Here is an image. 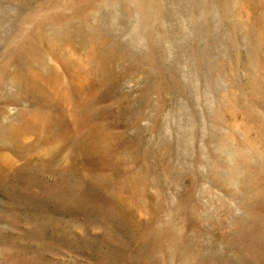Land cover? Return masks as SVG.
<instances>
[{
	"label": "rangeland",
	"instance_id": "obj_1",
	"mask_svg": "<svg viewBox=\"0 0 264 264\" xmlns=\"http://www.w3.org/2000/svg\"><path fill=\"white\" fill-rule=\"evenodd\" d=\"M0 264H264V0H0Z\"/></svg>",
	"mask_w": 264,
	"mask_h": 264
},
{
	"label": "bare ground",
	"instance_id": "obj_2",
	"mask_svg": "<svg viewBox=\"0 0 264 264\" xmlns=\"http://www.w3.org/2000/svg\"><path fill=\"white\" fill-rule=\"evenodd\" d=\"M65 91V93H66V89L64 90ZM67 94V93H66Z\"/></svg>",
	"mask_w": 264,
	"mask_h": 264
}]
</instances>
